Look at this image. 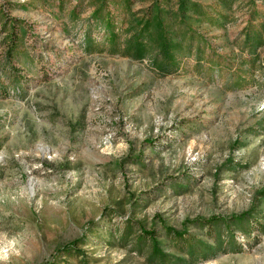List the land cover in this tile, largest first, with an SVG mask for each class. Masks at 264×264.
Wrapping results in <instances>:
<instances>
[{
	"label": "rangeland",
	"instance_id": "rangeland-1",
	"mask_svg": "<svg viewBox=\"0 0 264 264\" xmlns=\"http://www.w3.org/2000/svg\"><path fill=\"white\" fill-rule=\"evenodd\" d=\"M200 3L224 26L195 25L204 56L160 72L120 54L123 8L114 55L95 0H0V264H151L140 228L192 264H264V3Z\"/></svg>",
	"mask_w": 264,
	"mask_h": 264
},
{
	"label": "trees",
	"instance_id": "trees-1",
	"mask_svg": "<svg viewBox=\"0 0 264 264\" xmlns=\"http://www.w3.org/2000/svg\"><path fill=\"white\" fill-rule=\"evenodd\" d=\"M234 0H219V4L222 7H227ZM171 0H154L153 4L144 14L140 17L129 13V0H122V2L111 3L110 0H95L94 12L92 13L91 19L93 22H97L99 29H102V37L107 39L108 48L107 52L110 54H118V48L121 44L118 42L120 37L123 36L122 30L117 26L118 12L116 15L109 13V8L111 5H115L119 10L122 8L124 12H127L128 20L123 21L121 24L129 25L127 28V33L130 35L126 40H124L123 50L120 51L122 56L132 58L134 60H142L145 58H152V64L159 69L160 72H167L168 70L177 71L178 64L181 57L184 55H191L195 52L197 59L204 56L206 48L205 43L194 31L193 27L196 25H201L202 23H208L213 26L222 27L227 19V16L222 14L220 10L213 6H203L200 0H177L176 9L170 11ZM264 3V0H262ZM81 3V0H78ZM211 11H209L208 9ZM76 11H73V14ZM252 18L254 17V12L251 11ZM15 21V20H14ZM11 22H5L3 25L6 27ZM198 24V25H197ZM126 25V26H127ZM18 28V29H16ZM252 28L250 25L247 31L246 41L253 43V47L257 48L259 46L260 38H252ZM10 36L14 38L16 32H21L17 24L13 23L11 25ZM251 36V37H250ZM196 40V42H195ZM87 41L89 39L87 38ZM90 47V46H88ZM194 47H196L194 49ZM207 47V46H206ZM13 51V50H11ZM253 51V50H252ZM250 50V53L253 54ZM250 66L254 64V60H250ZM244 62H241V65ZM244 71V70H242ZM237 81L236 84L240 83ZM264 195V191L260 193ZM250 213H244L238 216H231L229 218H211L207 221L198 220L196 223L202 228H211L214 223H220L224 226L230 227L232 222L239 223ZM170 232L171 229H168ZM141 235L146 236L151 242L150 252L147 255V262L151 264H192L193 262L186 259H179L171 254L165 253L160 246V241H157L153 236V232H147L140 228ZM174 237L180 242V246L184 247L187 242L182 241L184 232H173ZM127 238V234L123 235L122 240ZM216 241L219 237L215 236ZM145 241L142 237H139L140 241ZM80 241H72V246H65L63 250L70 252L74 249ZM199 242V241H195ZM141 244V243H140ZM191 246L188 247L189 254H194V250L197 249L198 245L190 242ZM204 253L206 248L203 249ZM80 251H76L78 254ZM211 252V251H210ZM212 253V252H211ZM210 253V254H211ZM210 256L206 253L202 257L207 258Z\"/></svg>",
	"mask_w": 264,
	"mask_h": 264
}]
</instances>
